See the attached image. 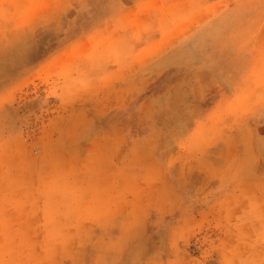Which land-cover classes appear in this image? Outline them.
I'll use <instances>...</instances> for the list:
<instances>
[{"label":"rangeland","instance_id":"1","mask_svg":"<svg viewBox=\"0 0 264 264\" xmlns=\"http://www.w3.org/2000/svg\"><path fill=\"white\" fill-rule=\"evenodd\" d=\"M0 264H264V0H0Z\"/></svg>","mask_w":264,"mask_h":264},{"label":"bare ground","instance_id":"2","mask_svg":"<svg viewBox=\"0 0 264 264\" xmlns=\"http://www.w3.org/2000/svg\"><path fill=\"white\" fill-rule=\"evenodd\" d=\"M154 1V0H153ZM173 7V6H172ZM171 8V7H170ZM135 178V177H134ZM175 213V212H174Z\"/></svg>","mask_w":264,"mask_h":264}]
</instances>
